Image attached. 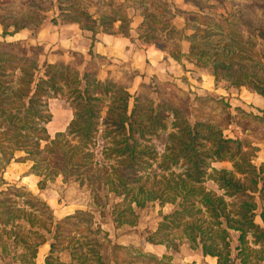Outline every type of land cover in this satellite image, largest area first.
Wrapping results in <instances>:
<instances>
[{"label":"trees","instance_id":"obj_1","mask_svg":"<svg viewBox=\"0 0 264 264\" xmlns=\"http://www.w3.org/2000/svg\"><path fill=\"white\" fill-rule=\"evenodd\" d=\"M40 1L43 0L23 3L26 10L21 18L9 10L0 14L2 38L40 27L45 20L42 12L53 9V4L40 8ZM185 1H191L198 11L177 13L169 0H98L95 12L101 9L104 12L96 19L86 10L89 3L84 6L83 1L78 4L73 0H57L60 21L53 18V22L76 23L90 31L93 43L88 54L93 58L98 33L115 34V25L119 23V33L130 37L132 19L127 10L133 7L143 16L138 38L144 43L167 50L178 62L193 60L194 64L209 68L217 82L224 80L236 87L246 86L264 97V21L252 20L242 9L233 10L223 21L205 18L203 3L206 1ZM178 14L185 19L182 29L174 24ZM188 32L190 34H186ZM183 40L190 42L188 53L184 52ZM15 44L0 42L6 48ZM41 54L42 51L38 56ZM78 66L73 62L56 61L45 62L41 67L37 57L0 48V241L7 243L13 238L14 242L22 243L28 253L23 261L36 264L39 247L49 241L37 229L40 227L54 239L46 264H60L61 251L71 246L70 255L76 263L107 264L95 231L88 228L93 235L92 258L79 252L82 244L76 237L68 239L70 233H65V226L79 217L78 213L55 220L47 202L5 180L4 172L12 162H31L29 173L39 177L41 190L47 187L49 180L62 176L64 182L85 179L88 186L97 190L111 185L113 191L119 193V187H123L132 195L137 207L153 200H159L162 205L170 202L176 207L164 217L163 229L180 228L191 249H201L205 256L216 257L218 264H234V252L239 264H264V160L256 164L255 148L245 150L249 147L245 145L250 144L247 140L227 138L218 126L209 122L190 125L185 119V126L181 128L173 123L179 132L170 136L172 140L178 138V144L177 141L173 144L185 158L182 174L171 172V176H164L167 189L172 192V196H166L154 186L149 187L138 173L141 165L149 164L145 162L148 156L143 153H154L147 146H139V141L147 133L166 128L161 120L166 117L162 106H155L154 101L145 104L138 96L130 109V85L114 78L99 79V66L94 70L88 66L81 70ZM137 75L138 72L133 74ZM52 98L65 99L72 111L66 130L58 132L54 139L47 128L52 120L48 108ZM179 112L171 109L172 115L177 116ZM202 127L206 132H201ZM98 137L106 141L102 150L105 162L101 163L95 154ZM171 150L169 147L164 164L171 159L179 162L177 152ZM225 162L230 168L214 166ZM169 167L163 170H170ZM123 171H127V175ZM135 182L139 183L137 187L132 185ZM21 197L27 208L19 204ZM128 210L134 215V207L129 206ZM117 214L118 223L132 222L123 220L122 212ZM24 223L29 225L28 231ZM161 230L155 234L159 240L148 236L147 241L166 243V235ZM233 233L237 234L238 243L234 249ZM142 258L161 264L155 256L143 255Z\"/></svg>","mask_w":264,"mask_h":264},{"label":"rangeland","instance_id":"obj_2","mask_svg":"<svg viewBox=\"0 0 264 264\" xmlns=\"http://www.w3.org/2000/svg\"><path fill=\"white\" fill-rule=\"evenodd\" d=\"M73 1L78 4L83 1L82 5L84 6L89 3L86 10L90 12L93 18L99 19V14L104 12L103 9L95 12L98 0ZM203 1L207 3H203ZM27 2L28 0H0V14H6L9 10L15 17L21 18L26 10L22 4ZM176 2L177 0H172L171 4L175 10H178L177 13L181 10L198 11V7L191 1L180 0L177 2L178 5ZM200 2L204 5L203 14L205 18H216L223 21L230 16L233 10L242 9L252 20L261 19L264 21V0H200ZM40 4V8H49L53 4V9L48 12L35 9L38 13L42 12L46 21L53 22V18L60 21L57 0H43L40 1ZM207 4H215L216 7L210 8ZM1 28L0 42L17 44L10 48L0 45V48L12 50L19 55L28 54L37 57L41 67L45 62L62 61L60 58L55 60L57 56L54 54L59 51H52L55 44L47 46V49L44 50V47L38 45L37 42L4 39L1 37V30H3ZM38 28L31 29L33 36L36 35ZM87 32L91 34L90 31ZM182 44L188 53L190 42L183 40ZM40 51L42 54L38 56ZM82 55L80 52H73L70 56L72 59L68 58L67 61L63 62L76 63L81 70L86 66L94 70L103 62L101 58ZM168 56L171 58L169 54ZM175 61L169 60L164 68L161 71L156 70V73H144L141 75L143 78L134 79L135 71L131 68L117 70L114 76L117 82L130 85L129 91L132 95L130 109L134 106L135 98L139 96L143 103L154 101L155 106L159 104L165 111L166 117L161 120L166 124V128L160 127L151 133H147L146 137L139 141V146H147L154 153H143L145 154L143 156H148L145 158V162L149 164L141 165L138 173L139 176H143L142 181L147 182L149 187L154 186L166 196H172V192L167 189L166 177L164 178V176H171V172L183 173L181 165L185 156L182 152L176 151L173 141L175 144L177 141L178 144V138L172 140L170 134H177L178 128L185 126V119L190 125L202 121L209 122L218 126L227 138L247 140L250 144L245 145L249 146L245 150L251 147L256 149H253V152L257 153L256 164H260L264 160V97L246 86L236 87L231 85L229 81H215L209 68L196 65L193 60ZM48 108L52 114V120L47 128L51 138L54 139L58 132L66 130L72 120V111L65 99L62 98L50 99ZM173 108L180 111L177 116L171 114ZM104 115L105 111H103V117ZM173 123H178V128H175ZM200 129L201 132H206L204 127ZM44 145L46 143H43ZM105 146L106 141L98 137L95 154L100 163L104 161L102 150ZM169 147L172 149L171 152H177L176 158L180 159L179 164L172 162V159L167 163L168 165L164 164V157L169 154ZM114 162L112 160L113 164ZM31 165V162H12L4 172L5 180L11 185L31 191L35 196L47 202L54 212L55 220L78 213L79 217L73 218L71 224L65 226V233H70L68 239L76 237L81 242L79 252L88 254V257L93 256L90 253L91 246H93L91 242L93 235L88 231V228L96 232L95 235L102 244V256L107 264H117L116 262L121 260H126V264H156L153 260L142 258L143 255L155 256L161 261V264H185L189 262L187 260L191 256H195V253L201 251L200 249H191L180 228L163 229V225L166 223L164 217L172 213L176 207L172 203L168 202L162 205L159 200H153L146 202L143 207H137L132 201V195H128L122 189L123 187H119V193L113 191L111 185L97 190L88 186L85 179H72L64 182L62 176L49 180L47 187L41 190L37 186L39 177L29 173ZM166 166H170V170L164 171L163 168ZM214 166L216 168H230V164L227 162L215 163ZM123 173L127 175V171H123ZM154 176L156 177L154 178ZM80 181L84 183L81 184ZM132 185L137 187L139 183L135 182ZM27 200H29L28 197ZM18 202L21 207L27 208L22 197L18 199ZM129 206L134 207V215L129 212ZM115 210L118 211L113 213ZM119 212L123 213V220L132 222L118 223L116 218ZM125 217L126 219H124ZM23 225L28 231L29 225L26 223ZM37 229L43 232L51 242L54 241L52 234L47 233L44 228L38 227ZM160 229H162L161 233L166 235V243L152 244L148 242V236H154L155 240H159L155 234ZM3 238L5 240L6 235ZM236 238L237 234L233 233V249L238 244ZM68 239L64 243L65 247L69 242ZM72 250L73 246L64 248L60 255L64 260L67 257L71 259ZM26 254L28 255L27 250L22 243L14 242L13 238L9 239L7 243L0 241V264H27L23 261ZM234 257L235 252L232 258L234 264H239V260Z\"/></svg>","mask_w":264,"mask_h":264},{"label":"crops","instance_id":"obj_3","mask_svg":"<svg viewBox=\"0 0 264 264\" xmlns=\"http://www.w3.org/2000/svg\"><path fill=\"white\" fill-rule=\"evenodd\" d=\"M171 1L169 0L170 3ZM127 13L132 19L130 37L119 33V23L115 25V34L100 32L96 36L93 51L97 58L103 60L98 67V78L101 80L114 78L117 70L128 68L140 74L134 79L143 78L141 75L144 73H156V70L161 71L169 60L175 61L168 56L166 51L157 48L155 45L144 43L143 40L138 38L139 27L143 22V16L140 11L132 7L127 10ZM174 24L178 29H182L185 25V19L178 14L174 18ZM32 31L31 29H24L14 36L7 37V39L24 40L31 43L37 42L38 45L44 47V50L47 49V46L55 44V48H52V51L59 50L54 54L57 56L55 60L58 58L62 59V61H67L68 58L72 59L70 56L73 52H80L85 56H89L88 52L93 43L91 34L82 30L76 23L56 24L45 20L38 28L35 36L32 35ZM184 52L187 53L185 50ZM103 74L104 76H102ZM50 244L51 241L49 240L39 247L35 258L36 264H46V258L50 254ZM59 261L60 264H79L73 261L72 258L67 257L64 260L61 255H59ZM187 261L189 262L185 264H218L216 257L205 256L202 251L195 253V256H191Z\"/></svg>","mask_w":264,"mask_h":264}]
</instances>
